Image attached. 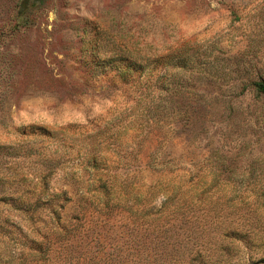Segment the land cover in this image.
Returning <instances> with one entry per match:
<instances>
[{"label": "rangeland", "instance_id": "374dc122", "mask_svg": "<svg viewBox=\"0 0 264 264\" xmlns=\"http://www.w3.org/2000/svg\"><path fill=\"white\" fill-rule=\"evenodd\" d=\"M19 1L0 0V264H264V0H41L25 24Z\"/></svg>", "mask_w": 264, "mask_h": 264}, {"label": "trees", "instance_id": "16d2710c", "mask_svg": "<svg viewBox=\"0 0 264 264\" xmlns=\"http://www.w3.org/2000/svg\"><path fill=\"white\" fill-rule=\"evenodd\" d=\"M41 0H20L18 2V9H17V19L19 23L25 24L26 19L29 15V13L35 8L38 7ZM93 53L92 55L94 58L102 63V64H110V65H121L132 69H143L145 66H147L144 62H142L138 57L131 51L127 50L122 47H118L117 45L108 46L104 44L103 47L101 46H92ZM255 88L258 92L264 93V79L258 80L254 83ZM116 204H112L110 207H115ZM127 209L128 206H125ZM39 246V245H38ZM38 246H35V251L33 252V255H43L45 253V250L37 249ZM162 256V257H161ZM161 256H151V258L145 259V264H162L163 259L165 260V257L161 254ZM118 257V256H116ZM114 260V259H113ZM19 264H27V258H21L19 261ZM113 262V261H112ZM111 262V263H112ZM115 264H127L124 262V258H116V261H114ZM109 264V263H108Z\"/></svg>", "mask_w": 264, "mask_h": 264}]
</instances>
